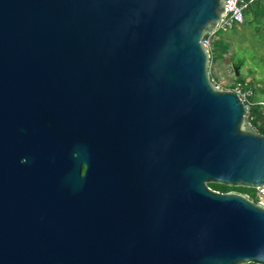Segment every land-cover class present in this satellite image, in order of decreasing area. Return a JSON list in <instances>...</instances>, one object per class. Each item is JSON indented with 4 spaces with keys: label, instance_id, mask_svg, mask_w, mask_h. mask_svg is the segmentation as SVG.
<instances>
[{
    "label": "water",
    "instance_id": "obj_1",
    "mask_svg": "<svg viewBox=\"0 0 264 264\" xmlns=\"http://www.w3.org/2000/svg\"><path fill=\"white\" fill-rule=\"evenodd\" d=\"M223 4L0 0V264H264V202L207 184L264 185Z\"/></svg>",
    "mask_w": 264,
    "mask_h": 264
},
{
    "label": "rangeland",
    "instance_id": "obj_2",
    "mask_svg": "<svg viewBox=\"0 0 264 264\" xmlns=\"http://www.w3.org/2000/svg\"><path fill=\"white\" fill-rule=\"evenodd\" d=\"M252 15L246 13L242 23L218 35L228 48L223 57L209 58L208 73L217 86L227 89H231L229 83L237 84V78H242L252 84L257 98L264 99V17L257 20ZM232 66H236L238 76ZM249 193L251 198L260 197L257 190Z\"/></svg>",
    "mask_w": 264,
    "mask_h": 264
},
{
    "label": "trees",
    "instance_id": "obj_3",
    "mask_svg": "<svg viewBox=\"0 0 264 264\" xmlns=\"http://www.w3.org/2000/svg\"><path fill=\"white\" fill-rule=\"evenodd\" d=\"M251 12L254 18L264 17V0H252L243 10V15H246V13ZM243 22V21H242ZM241 22V23H242ZM260 23V22H259ZM234 27V26H233ZM222 33L221 30H216L213 34H215V38L212 37L213 34H211L210 37V45H209V53H210V60H214L217 58L223 57V55L226 53L228 45L224 43L221 38L218 36ZM207 34H204L206 36ZM233 67V66H232ZM234 70V69H233ZM238 76V75H236ZM237 78V77H236ZM244 79H238L237 82H244ZM235 83L231 82L229 83V88H233ZM247 86L251 89V93L247 97V100L244 102L247 104L248 107V113L247 117L252 124V126L257 129L258 131L264 133V128L260 124V120L262 118V108L261 105L258 103L259 100H264L256 97V91L253 89V86L251 83L247 82ZM210 187L219 190V191H229V190H238L240 192H245L248 194V196L251 198L253 196L250 195L249 190H256V188L252 187H244V186H230L225 185L221 183L216 182H208L207 183ZM254 199V198H252ZM256 200V199H254ZM243 264H257L254 262H246Z\"/></svg>",
    "mask_w": 264,
    "mask_h": 264
},
{
    "label": "built area",
    "instance_id": "obj_4",
    "mask_svg": "<svg viewBox=\"0 0 264 264\" xmlns=\"http://www.w3.org/2000/svg\"><path fill=\"white\" fill-rule=\"evenodd\" d=\"M252 0H224V13L221 19L216 25V30L226 31L229 28L241 23L243 21V10ZM214 33V32H213ZM211 34L203 35L201 41L208 47L210 45ZM243 101L247 100V97L251 93V89L247 86V81L238 82L232 88ZM258 103L262 108V118L260 124L264 128V100H259ZM260 197L258 200L264 202V185L256 188Z\"/></svg>",
    "mask_w": 264,
    "mask_h": 264
},
{
    "label": "crops",
    "instance_id": "obj_5",
    "mask_svg": "<svg viewBox=\"0 0 264 264\" xmlns=\"http://www.w3.org/2000/svg\"><path fill=\"white\" fill-rule=\"evenodd\" d=\"M260 99H263V98H260Z\"/></svg>",
    "mask_w": 264,
    "mask_h": 264
},
{
    "label": "clouds",
    "instance_id": "obj_6",
    "mask_svg": "<svg viewBox=\"0 0 264 264\" xmlns=\"http://www.w3.org/2000/svg\"><path fill=\"white\" fill-rule=\"evenodd\" d=\"M216 31V30H215ZM258 200V199H257Z\"/></svg>",
    "mask_w": 264,
    "mask_h": 264
}]
</instances>
